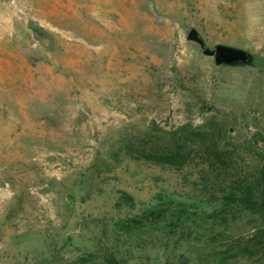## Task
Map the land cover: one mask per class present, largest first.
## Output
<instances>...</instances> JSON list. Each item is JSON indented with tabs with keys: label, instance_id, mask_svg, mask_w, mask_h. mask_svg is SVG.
<instances>
[{
	"label": "rangeland",
	"instance_id": "obj_1",
	"mask_svg": "<svg viewBox=\"0 0 264 264\" xmlns=\"http://www.w3.org/2000/svg\"><path fill=\"white\" fill-rule=\"evenodd\" d=\"M260 153L264 0H0V264H264L251 212L207 239L117 227L160 196L230 213Z\"/></svg>",
	"mask_w": 264,
	"mask_h": 264
},
{
	"label": "trees",
	"instance_id": "obj_2",
	"mask_svg": "<svg viewBox=\"0 0 264 264\" xmlns=\"http://www.w3.org/2000/svg\"><path fill=\"white\" fill-rule=\"evenodd\" d=\"M178 155L179 153H175L174 158ZM215 155L219 156V153L215 152ZM258 157L260 169L242 177V180L234 181L223 191V205L224 208H230V213L220 210L214 204L205 203L203 199L160 196L157 202L151 203L140 213H133L119 220L117 222L119 232L132 235L162 228L168 232H180L181 229L189 231L195 228L193 225H196L200 230L198 233L203 236L202 238L207 239L205 236L213 233L215 227L234 220L237 212H251L264 224V155L260 153ZM123 200L130 204L134 202L133 198L126 194ZM254 239L257 244L264 247V231L257 234ZM249 249L245 247V250ZM118 252L108 254L105 261L118 264Z\"/></svg>",
	"mask_w": 264,
	"mask_h": 264
},
{
	"label": "water",
	"instance_id": "obj_3",
	"mask_svg": "<svg viewBox=\"0 0 264 264\" xmlns=\"http://www.w3.org/2000/svg\"><path fill=\"white\" fill-rule=\"evenodd\" d=\"M188 39L199 43L204 55L214 58L218 65L248 64L252 61L250 53L242 49L226 45H217L214 49L207 48L200 33L195 28L190 31Z\"/></svg>",
	"mask_w": 264,
	"mask_h": 264
}]
</instances>
